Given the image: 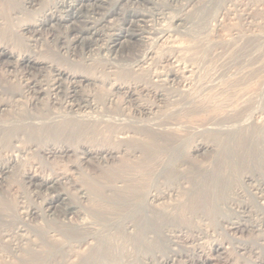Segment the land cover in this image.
Listing matches in <instances>:
<instances>
[{"label":"bare ground","instance_id":"1","mask_svg":"<svg viewBox=\"0 0 264 264\" xmlns=\"http://www.w3.org/2000/svg\"><path fill=\"white\" fill-rule=\"evenodd\" d=\"M41 1L20 0L16 12L34 10ZM136 1L54 0L41 10L42 14L39 10L40 15L33 21L16 25L19 26L16 32L36 36L44 31L55 37L62 29L65 34H74L70 38L73 50L80 44L104 41L108 52L134 55L137 44L145 41V31L123 26L116 29L111 23L118 10ZM131 12L128 16L145 17L138 9ZM5 19L0 17L1 38L11 31ZM175 21L183 19L179 17ZM150 55L151 51L147 50L133 57L131 65L123 66L124 72L138 69ZM0 66L21 67L30 75L22 83V89L17 87L16 91L0 83V154L4 155L0 157V194L3 196V201L0 199V264H61V254L72 242L76 246L88 243L85 252L77 254L74 264H132L124 245L129 242L143 264H147V259L156 264H175L177 257L184 256L197 264H212L224 257L226 246L213 240L211 256L203 253L201 239L208 237V229L195 224V216L201 215V209L213 202L217 210L219 195L236 181L237 187L221 198L225 212L216 217L217 225L230 235L256 228L246 213L249 205L239 199L241 194L236 190L250 185L248 194L255 198L257 208L264 211V197L259 194L264 189V176L259 172L258 176L243 173L238 178L240 168L250 162V157L256 169L264 170V116L256 120L252 118L253 110L242 108L224 123H215L227 138L218 141L223 143H218L216 160L211 167L192 171L187 165L189 155L209 152L212 147L199 140L189 146L176 136L178 123L174 116L189 111L187 104L195 103V108L198 104L186 94L190 86V75L186 74L189 69L179 71L171 67L166 72L153 71L142 82L110 77L104 80L91 75L90 70L89 73L83 69L78 71L54 59L48 61L29 52H15L3 42L0 43ZM174 80L181 88L166 92L165 86ZM98 84L107 85L110 91L97 98L84 89L96 88ZM62 88L68 105L61 111L62 108L54 109V105ZM149 93L151 100H145L144 96ZM7 94L8 98L3 99ZM180 95L188 97L180 102L175 99ZM118 97L120 103H115ZM97 131L111 133L114 138L112 141L107 138L111 142L88 138H94ZM137 152L140 155L136 156ZM65 159L64 164L72 170L42 172ZM116 162L119 164L114 165L115 171L103 173L101 170L102 173L96 174L98 168L113 166ZM85 166H90L92 171ZM75 169L81 171L78 178L70 175ZM14 180L30 194L27 202L10 203ZM251 188L257 191L252 193ZM237 243L242 251L248 245L244 241ZM6 258L11 259L8 262ZM125 259L128 263H124Z\"/></svg>","mask_w":264,"mask_h":264},{"label":"rangeland","instance_id":"2","mask_svg":"<svg viewBox=\"0 0 264 264\" xmlns=\"http://www.w3.org/2000/svg\"><path fill=\"white\" fill-rule=\"evenodd\" d=\"M49 1L50 3L48 0H42V4L40 3L36 5L34 10L33 8H29V11L23 10L21 14L16 12L20 0H0V17H4V19L6 18L5 20L9 25L8 28L9 30L11 28L12 31L8 32L6 37L1 38L0 36V43H5L8 49H13L18 53L29 52L34 57L45 58V60L48 61L54 59L55 62L70 69H78V71H82L83 69L85 72L90 70L91 75H97L101 78L103 77L102 79L104 80L110 77L112 79H118L119 81L127 79L142 82L147 81L153 71L166 72V70L172 68L178 69L179 71L189 69V73L186 74L190 75L188 84L190 85V90L188 89L186 94L192 96L191 98L198 104H196V108L195 103L192 104V106L187 104V107H190L188 108L190 112L182 111L177 114V116H174V120L178 123V127L175 129L176 136L183 143H186L187 145L189 144V146L192 145L194 141L199 140L208 143L212 147L209 152L189 155L191 159L189 157L187 158L189 163L187 165L192 171H195L198 168L211 167L216 160L215 151L218 149V141H224L227 138V135L224 134V132L222 133L218 128L219 126L215 123H224L225 120H229L232 116L237 115L238 113L236 112L242 108L253 110L252 112L254 113H252V118L256 120H260L262 116H264V0H137L136 3L129 2L122 7L120 12L119 10L117 11L118 14L113 15L111 25L116 29H120V27L123 26L129 27L134 31H145V41L137 44L138 46L135 47L137 48V51L134 55L131 52H123V54L122 52H108L104 41H98L94 44L88 45L86 44L85 46L78 44L79 46L77 45L78 47L73 50L71 48L70 38H72L74 34H65L62 29L59 30L60 32H56L57 35L60 36L59 41L56 39L58 36H50L44 31L37 33L36 36L24 32H19L20 34H18L16 30L19 26L16 25H21V23H24L25 21L28 22L29 20V22H31L32 19L38 17L42 14V11L45 8L49 7L50 4L54 2V0ZM133 9H138L139 13L143 14L145 17L139 18L128 16L131 15ZM39 10L42 11L40 12ZM39 12L40 14H38ZM94 17H97V15ZM179 17H181L183 21H175V19ZM10 20L12 22H10ZM10 35L13 36V39ZM61 36L63 37L61 38ZM147 50L151 51V57L146 60V63L142 64L138 69L135 68L136 70L134 71L126 69L128 70V73L124 72L125 70L123 68L127 67L129 64L131 65L133 57L135 58L137 55L140 56ZM255 56L257 57L256 59H254ZM112 62L115 63L112 64ZM69 63L72 66H70ZM175 65H177V67H174ZM110 66L113 67L110 68ZM24 71L25 70L21 67H15L14 69L13 67L7 68L5 66H0V83L6 89L10 87L9 90L12 89L16 91L22 89V83L30 77V75H26ZM180 85L181 84L177 80H174L165 86V91H179L181 88ZM17 87H19V89ZM157 87L161 88L159 86ZM191 87L193 89H191ZM84 89L95 94L97 98L102 97L110 91L108 86L103 84H98L96 88L87 87ZM192 91H194V94ZM63 92L64 90L62 88V92L56 96L57 101L55 105L53 104L54 109L60 110L62 108V111L65 109L64 107L68 105ZM188 96L180 95L175 99L183 102V97ZM2 98L7 99L8 94L3 95ZM151 98V93L144 96L145 100H151ZM116 100L115 103H120V97ZM42 101L45 102V99ZM212 124H215V126L211 129H207ZM101 130L102 128L100 131ZM213 135H215L216 138L213 137ZM94 136L96 138H88L96 142L98 139H104L107 141V138L109 140H113L114 138L113 134L109 133L108 135L107 132L104 134L98 132V134ZM222 143L223 142H220L219 145H222ZM135 155L138 156L140 153L137 152ZM3 156V154H0V157ZM250 158V162L240 168L238 178L243 173L258 176L257 173L259 172V174L264 176V170L256 169L253 160ZM36 159L37 158H35V160ZM66 162V159L63 161H56L54 167L45 168L42 172L48 173L50 171L56 172L59 170H65L67 172L70 167L64 164ZM118 164L119 162H116L113 166L103 167L102 169L98 168L96 174H98V172L111 173L112 170L115 171L114 167L116 166L114 165ZM37 166L38 165L35 164V168H37L36 172H39L40 169ZM85 167L87 170L90 168V166ZM104 168L107 170H104ZM72 169L73 168L70 170ZM101 170L103 171L101 172ZM89 171H92V169H89ZM79 174H81V171L75 169L70 175H72L73 178H78L80 176ZM86 177L87 176L84 174V178ZM236 183L237 181L233 182V187L230 186L231 188L227 189V191H230V189L232 190L234 186L237 187L238 184ZM186 186L188 187V183ZM249 187L250 185H246L241 189L236 190V192L238 191L239 195L241 194L239 199L244 200V202L249 205L246 209L248 212L246 213L250 215L249 218L256 226L253 230L243 232V234L231 233L230 235V233L226 234L220 229V227H218L216 220L219 215L224 214L225 212L224 205L220 204L222 202L221 198L227 196V191L221 196L219 195L217 200V210L216 204L213 202L212 205H208L204 209H201V215L195 216V218H197L195 224L200 225L206 230L208 229V237L205 236L201 239V242L203 243L201 248L203 253L211 256L210 244L214 241L222 242L226 246L227 250L224 249L225 252L222 255L224 257L220 260L213 261L212 264H264V211L259 210L257 205L254 204L255 198H252V194H248V191L250 190ZM255 191L257 190H251L252 193H255ZM259 194H262V197H264V189ZM29 196L30 194H27L24 188L19 184V181L14 180L12 182L9 196L12 205L15 200L27 202L28 198L31 197ZM2 197L3 196L0 194L1 201H3ZM263 202L264 200H262V203ZM231 206L237 209L234 205ZM249 211H251V213ZM238 241H244L248 245L253 244V246L247 245L242 251L237 248ZM87 244L88 243L86 242V244L76 246L75 242L70 243V247H67L66 251L61 254V264H74L77 261V254L85 252V249L88 247L86 246ZM124 245L127 246L126 249L130 252V257L127 258L131 260V263L143 264L142 262H139L137 253L135 254V247L130 242ZM199 250L200 249L197 251ZM10 259L11 258H6L5 261L9 262ZM259 260L262 261V263H259ZM115 261L118 262L119 260ZM146 262L147 264H156L148 259ZM124 263H128V261L126 260ZM189 263L197 264L194 263L193 259L189 256H184L182 258L177 257L175 261V264Z\"/></svg>","mask_w":264,"mask_h":264}]
</instances>
